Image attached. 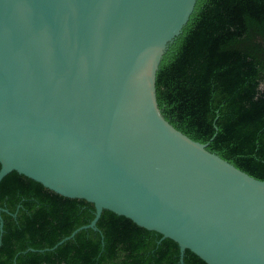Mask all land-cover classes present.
Instances as JSON below:
<instances>
[{
	"label": "water",
	"instance_id": "1",
	"mask_svg": "<svg viewBox=\"0 0 264 264\" xmlns=\"http://www.w3.org/2000/svg\"><path fill=\"white\" fill-rule=\"evenodd\" d=\"M196 4L0 0V183L17 172L95 205L89 225L43 252L98 230L107 210L178 243L181 264L187 250L264 264V181L159 107L161 62Z\"/></svg>",
	"mask_w": 264,
	"mask_h": 264
},
{
	"label": "trees",
	"instance_id": "2",
	"mask_svg": "<svg viewBox=\"0 0 264 264\" xmlns=\"http://www.w3.org/2000/svg\"><path fill=\"white\" fill-rule=\"evenodd\" d=\"M156 86L171 125L264 181V0H197ZM0 206V264H181L178 243L107 210L98 230L43 252L89 225L95 205L17 172L0 183ZM184 263L207 264L189 250Z\"/></svg>",
	"mask_w": 264,
	"mask_h": 264
}]
</instances>
